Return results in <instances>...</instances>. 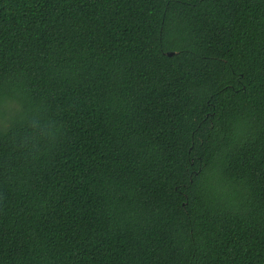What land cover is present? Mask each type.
I'll use <instances>...</instances> for the list:
<instances>
[{"label": "trees", "instance_id": "1", "mask_svg": "<svg viewBox=\"0 0 264 264\" xmlns=\"http://www.w3.org/2000/svg\"><path fill=\"white\" fill-rule=\"evenodd\" d=\"M0 264H264V0H0Z\"/></svg>", "mask_w": 264, "mask_h": 264}, {"label": "water", "instance_id": "2", "mask_svg": "<svg viewBox=\"0 0 264 264\" xmlns=\"http://www.w3.org/2000/svg\"><path fill=\"white\" fill-rule=\"evenodd\" d=\"M173 54H174V53H171V52L167 53L168 56H172Z\"/></svg>", "mask_w": 264, "mask_h": 264}]
</instances>
